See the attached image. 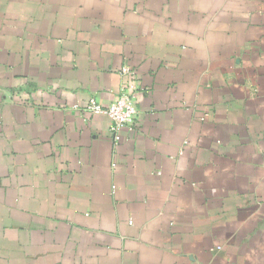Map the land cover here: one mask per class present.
Returning a JSON list of instances; mask_svg holds the SVG:
<instances>
[{"label":"crops","instance_id":"1","mask_svg":"<svg viewBox=\"0 0 264 264\" xmlns=\"http://www.w3.org/2000/svg\"><path fill=\"white\" fill-rule=\"evenodd\" d=\"M0 264H264V0H0Z\"/></svg>","mask_w":264,"mask_h":264},{"label":"built area","instance_id":"2","mask_svg":"<svg viewBox=\"0 0 264 264\" xmlns=\"http://www.w3.org/2000/svg\"><path fill=\"white\" fill-rule=\"evenodd\" d=\"M121 73L122 75L130 76L131 79L113 101L105 104L92 98L85 107V110L90 113H103L110 117L109 130L117 143L121 139L120 131L122 128L134 129L136 125L138 114L136 94L141 90V84L135 68L126 65L121 69Z\"/></svg>","mask_w":264,"mask_h":264}]
</instances>
